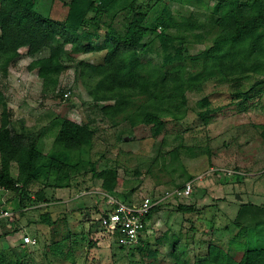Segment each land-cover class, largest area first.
I'll use <instances>...</instances> for the list:
<instances>
[{"label":"rangeland","instance_id":"rangeland-1","mask_svg":"<svg viewBox=\"0 0 264 264\" xmlns=\"http://www.w3.org/2000/svg\"><path fill=\"white\" fill-rule=\"evenodd\" d=\"M68 1L40 0L36 9L44 16L62 19L67 13ZM144 1L149 3L145 9L148 13L146 26L153 31L149 30L145 35L141 52L145 58L156 61L162 53L157 36L161 31L158 24L166 16L178 13L189 15L195 11L202 18L205 13L208 14V7L217 5L215 0ZM220 31V27H215L211 36ZM206 44L201 42L191 49L188 59L190 68L200 67L197 63L199 59L208 57ZM48 54L49 50H44L28 55L27 48H22L21 57L10 68L8 76L4 78L0 73V87L15 120H24L35 131L44 129L39 143L44 152L52 146L58 129L54 123L58 117L96 127L92 146L84 157L96 163L97 176L82 170L71 180L69 187L36 184L31 188L32 197L42 188L44 199L50 202L37 204L41 205L42 211L56 208L53 212L56 224L51 227L30 222L32 216L39 219V206L31 208L32 202L26 196L22 206L29 209L26 215H22L16 209L20 206L19 197L15 198L14 192L0 189V207L13 213L12 219L5 218L0 222V234L17 229L16 236L13 234L10 241L4 235L0 238V264H9L15 259L10 251L2 256L3 247L7 249L12 240L11 244H22V237H35L38 231L39 241L26 244L33 255L31 264H166L173 260L172 246L176 239L189 242L187 259L190 262L195 255L205 254L209 243L225 246L239 258L244 244L261 241L259 238L264 236L262 226L251 229L250 236L239 235V227L230 218L236 203L252 198L249 192L253 180L247 173L264 170V163L253 165L248 160L251 152H264L259 128L264 124V84L257 86L243 102L242 96H233L239 91L238 87H233L218 74L202 86L187 91V114L180 122L170 121L166 126L138 122L133 126L130 121L124 120L113 125L102 111L104 102H96L89 96L77 71L79 65L81 69H87L92 63H102L106 50L73 54V60L61 74L58 87H44L38 73L28 68L33 59ZM255 79H249L247 84ZM55 94L60 96L55 97ZM1 111L0 106V121ZM202 114L208 117L204 118ZM108 169L115 170L118 176L112 193H107L102 187ZM259 176L264 190V175ZM189 182L193 187L189 197H170L158 203L163 207L147 221L143 236V241L150 242V249L145 253L136 250L134 258L127 255L130 247H121L98 226L99 217L110 208V197L134 204L147 196L161 197L167 190L183 187ZM224 197L226 207H221ZM254 202L264 206V197L255 198ZM179 203L194 205L197 210L179 211ZM65 211L66 216L63 215ZM5 220L13 221V225L9 226ZM54 234L59 239L63 237V248L70 247V243L74 242L73 254L67 249V256L61 255V252L53 255ZM69 234L71 239H68ZM45 250L50 254L45 255ZM154 250L156 258L150 254Z\"/></svg>","mask_w":264,"mask_h":264},{"label":"trees","instance_id":"trees-1","mask_svg":"<svg viewBox=\"0 0 264 264\" xmlns=\"http://www.w3.org/2000/svg\"><path fill=\"white\" fill-rule=\"evenodd\" d=\"M39 1L0 0L2 77L8 76L10 68L21 57L22 48H27L28 55L49 50L48 55L33 59L28 68L38 73L44 87H58L61 74L73 60V54L106 50L102 63H92L87 69H81L79 65L77 71L89 96L96 102H104L102 111L113 125L124 120L133 126L138 122L156 126L180 122L187 114V91L202 86L218 74L233 87H238L239 91L235 90L237 93L233 96H242L243 102L257 86L264 84V0H215L217 5L208 7V14L202 18L195 11L189 15L166 16L158 24L162 53L157 61L145 58L141 52L145 35L151 30L146 26L148 13L145 9L149 3L144 0H70L62 19L39 13L36 9ZM215 27H220L221 31L212 37ZM201 42L207 43L208 57L199 59L200 67L192 69L188 64L190 51ZM251 78L256 79L248 85ZM0 106V189L14 192L15 198L19 197L20 206L16 209L22 215L29 209L22 206L24 196L32 202L31 208H37L42 202L50 203L44 199L42 188L32 197L31 188L36 184L69 187L71 180L82 170L97 176L96 163L84 157L92 146L96 127L58 117L54 123L58 127L56 136L50 149L44 152L39 146L44 129L35 131L24 120H15L1 87ZM259 128L264 141V124ZM117 180V172L108 169L103 178V189L107 193L114 192ZM40 206L37 208L39 219L32 216L30 222L49 227L55 225L53 212L56 208L44 212ZM177 206L182 212L197 210L190 204L179 203ZM162 207L155 205L146 221ZM2 208L0 212L6 210ZM66 214L65 211L63 215ZM7 223L13 225V221ZM234 223L240 229L239 235L250 236L251 229L259 226L264 231V206L252 202L240 204ZM15 233L17 229L5 231L0 238L4 235L10 241ZM62 238L52 236L53 255L61 252L67 256L69 250L73 254L74 242L63 248ZM35 239L39 241V231ZM149 244L141 238L126 254L134 258L136 250L145 253L150 249ZM173 244V260L166 264H264L263 242L259 248H255V244H244L243 254L238 259L219 245L209 243L207 252L195 255L192 262L187 259L190 250L187 240L176 239ZM21 245H26L23 237ZM47 251L45 255L50 254ZM2 253L5 256L7 251ZM10 253L15 259L9 264H26L13 251ZM150 254L156 258L155 250Z\"/></svg>","mask_w":264,"mask_h":264},{"label":"built area","instance_id":"built-area-1","mask_svg":"<svg viewBox=\"0 0 264 264\" xmlns=\"http://www.w3.org/2000/svg\"><path fill=\"white\" fill-rule=\"evenodd\" d=\"M192 182L186 183L183 187H176L167 190L163 196L144 197L142 201L134 204L109 199L110 208L102 214L97 223L99 228L107 233V236L114 242L125 246H136L147 229V215L150 210L163 199L170 197L186 198L192 193ZM13 213L7 210L0 212V222L5 219H12ZM25 244H36L35 237L25 235L23 237Z\"/></svg>","mask_w":264,"mask_h":264},{"label":"crops","instance_id":"crops-1","mask_svg":"<svg viewBox=\"0 0 264 264\" xmlns=\"http://www.w3.org/2000/svg\"><path fill=\"white\" fill-rule=\"evenodd\" d=\"M220 119V117H219ZM264 152H258V151H253L251 152V155L249 156L248 160L254 165V164H262L264 163V160L262 159V157L264 156L263 155ZM244 159H247V158H244ZM241 171V170H240ZM263 173V174H262ZM247 175H249V179L250 180H253V183H252V186H251V189H250V194L252 196V198H250L247 202H252L256 205H263V204H258V203H255L254 200L255 198H261V197H264V190L261 186V179L260 181L258 182V175H260L259 177L263 176L264 175V170L262 171H258V172H254V171H251L249 173H247ZM251 175V176H250ZM257 187H259L260 189H257ZM236 196H239L236 192H235ZM254 199V200H253ZM223 205L221 207H223L225 205V197L223 199ZM244 202H241V203H236L234 205V211L232 212L233 213V217L230 218V220H232V222H234V219L236 218L237 216V213H238V210H239V207H240V204H242ZM226 207V205H225ZM224 207V208H225ZM219 209V208H218ZM222 210V209H221ZM227 228V226H226ZM262 237L264 238V236H261L259 239L261 240L260 242L259 241H256V247L255 248H259L261 245H262V241L264 243V240L262 239ZM12 242H14V240H12L11 242H9V246L7 249H5L6 247H3L2 249L4 251H13L15 253V255L17 257H20L26 264H31L30 261L32 260L31 256V249H30V246L29 245H21L20 243H15V244H11ZM19 244V245H18ZM3 245V243H2ZM220 247H222L223 249L225 250H229L227 249V247L225 246H221L219 245ZM230 254L236 258L235 254H233L230 250H229ZM242 256V255H241ZM240 258V257H239ZM238 259V258H236ZM50 260V259H49ZM48 261V260H46ZM51 261V260H50ZM37 264V263H35Z\"/></svg>","mask_w":264,"mask_h":264}]
</instances>
